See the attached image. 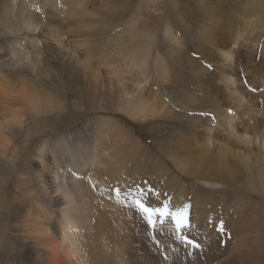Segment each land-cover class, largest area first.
Instances as JSON below:
<instances>
[{"label": "rangeland", "instance_id": "374dc122", "mask_svg": "<svg viewBox=\"0 0 264 264\" xmlns=\"http://www.w3.org/2000/svg\"><path fill=\"white\" fill-rule=\"evenodd\" d=\"M251 3L252 0H86L91 11L89 18L107 24L101 30L103 33L93 37L99 45L106 43L108 36L119 34L124 43L121 47L128 48L130 42L124 32L129 20L139 14L137 22L146 36H140L138 42L144 44L147 62L137 73L149 89L158 88L163 99L142 113L130 109L126 96L117 93L105 77L96 86L88 77L78 74L66 56L44 41L43 31L34 34L41 42L39 60L30 56L33 68L25 60L15 61L11 47L19 43L20 49H28L22 43L27 35L0 28V130L3 131L0 137L11 135L7 154L0 161V264H10V209L14 196L22 190L19 169L25 151L43 138L80 127L82 132L70 140L88 148L81 159L88 164L79 173L80 182L77 178L91 205L86 206L91 211L84 216L85 221L97 216L93 212H100L92 206L96 190L112 192V198L124 208L127 201L123 199L125 202L119 203L118 196L122 188L128 189L127 185V192L135 194L129 202L139 214L153 208L145 203L146 196L143 200L140 197V201L134 191L148 193V197L152 194L156 199L155 192L160 190L164 195L163 212H177L174 207H180L184 216L190 213V208L204 206L223 214L228 207L225 199L248 197L246 200L252 201V206L255 203L264 206V149L260 139L264 129L260 113L264 109V20L261 19L264 9L253 22L254 27L244 33L242 42L233 44L230 63L219 54V46L229 43L230 30L242 21L241 11L252 7ZM18 5L20 0H15L12 6L8 0H0V8L15 11ZM61 26L66 39L80 41L76 24L74 28L71 22ZM171 36L177 38L180 48L173 46ZM83 51L79 50L80 56ZM92 53L95 55L93 49ZM156 64L167 67L169 80L157 75ZM228 74L232 85L224 82ZM233 87L243 98V105L234 103V96L230 95ZM228 107L231 110L225 111ZM228 114L234 115L231 123L227 122ZM13 120L16 122L11 132L7 125ZM203 131L209 132L214 141L208 144V152L201 154L198 147L202 144L199 136ZM244 136L250 137V141ZM128 148L135 149L129 152ZM11 164H14L12 169ZM112 169L116 174H108ZM101 170L104 172L99 176ZM153 177L158 178L160 187L152 183ZM129 196L130 193L126 195ZM28 201L26 197L25 204ZM113 207L108 208L107 214L118 210ZM148 218L144 219L148 223V239L141 241L146 248L142 252L150 254V263L163 264L167 257L185 263L182 257L186 251L175 247L168 249L169 253L161 238L170 233L168 227L175 219L171 215L162 217L165 223L161 222L159 233L155 234L153 216ZM176 219L180 225L179 217ZM131 230L124 227L128 235L133 234ZM224 230L222 224L218 235L210 234L223 250L215 254L216 264H226L231 259L227 247L232 243L222 236ZM175 234H171L173 238ZM187 235L183 239L193 245L196 234ZM114 252L120 254L118 249Z\"/></svg>", "mask_w": 264, "mask_h": 264}, {"label": "bare ground", "instance_id": "6f19581e", "mask_svg": "<svg viewBox=\"0 0 264 264\" xmlns=\"http://www.w3.org/2000/svg\"><path fill=\"white\" fill-rule=\"evenodd\" d=\"M14 2L15 0H8L9 6H12ZM251 4H253L252 7L241 11L242 21L236 23L235 27L230 30L229 43L219 46V54L222 53V57L229 63L233 59V44L242 42L244 33L261 16L260 10L264 9V0H252ZM90 12L87 9L86 0H20V5L15 11L9 7L0 8V28L3 31L11 29L22 31L27 35L22 43L24 42L28 49H20L19 43L11 47L12 57L17 62L21 59L25 60L27 65L29 64L33 68L30 56L39 60L41 42L34 37V34L43 31L45 32L44 41L56 48L58 54L66 56L78 74L88 77L92 81L91 83L96 86L97 82L105 77L117 93L127 97L124 98L127 99L126 104L130 109L142 113L162 103V95L157 90L158 88L149 89L144 84V79L137 73V70L141 72L145 68L147 62L146 53L144 54L145 49L143 51L142 48L144 44L138 42L140 36L145 35L137 22L139 14L129 20L124 33L128 36L130 45L128 48H122L123 39L119 34L108 36L106 43L100 45L96 43L93 37L98 33H103L104 31L101 32V30H104L107 24L101 20L90 19ZM261 19L264 20V14ZM66 22H71L73 28L76 24L75 29L79 30L82 37L80 41L73 42L62 35L61 24ZM145 29L147 30V28ZM171 38L173 46L180 48L181 45L177 38L172 36ZM82 49L85 51L80 56L79 50ZM92 49L95 55L92 53ZM154 67V71L161 79L169 80L170 75L166 66L154 65ZM224 82L234 84L229 74L225 76ZM236 90V87H233L230 95L234 96L232 98L234 103L243 105V98L237 95ZM228 110L231 109L229 107L225 109V111ZM260 113L263 114L261 125L264 128V109ZM226 118L228 123L235 120L234 115L231 114H228ZM15 122L13 120L7 125L11 132L13 131L12 124ZM18 124L20 123L18 122ZM1 132H3L2 130H0V134H3ZM80 132H82L81 127L48 139L43 138L25 151L19 169L21 175L19 182L22 190L20 189L19 195L14 196L15 202L10 209L12 217L8 246L10 264H155V261L150 263V254L147 251L146 253L142 252L146 248L143 247L141 238L148 239L147 232H149L148 223L144 219H149L150 215L154 219L152 232L155 234L159 233L160 225L165 223L162 222V217L170 218L171 215L172 219H175V222H170L168 227L170 233L166 232L167 237L162 236L161 238L167 251L175 247L186 251H183V257L181 256L185 259L183 264H216L214 263L217 258L215 254L223 250L217 242L215 243L210 238V234L213 232L218 235L222 224L225 225L222 236L228 243H232L231 245L226 243L227 246L230 245L227 248L231 253L230 262L234 260L232 264H250L251 261L254 264H264V206L255 202L256 206H252L250 204L252 201L246 200L248 197L246 199H225L228 202V207L225 208L227 211L224 209L223 214L204 206L190 208V213L184 216L180 212L182 210L180 207H174L177 212L172 210L163 212L162 199L164 195L160 190L155 192L158 194L156 199L152 194L148 197V193L142 194L134 191L137 192L136 196L140 201L146 196L145 203L153 208H146L139 214L129 202V199L135 194L127 192L129 190V185H127L128 189L126 187L119 189L118 196L119 203L123 202V199L127 201L124 208L122 204L116 203L112 198V192L96 190L92 206L100 212H93L97 216L85 221L84 216L88 211H91L87 210L86 208L89 207L86 206L91 207V205L79 183L80 177L78 178V176L88 164V161H81L82 154L87 152L88 148L80 147L76 141L70 140V137L75 138ZM9 137L11 135L0 137V161H3L7 154ZM26 137L28 138V136ZM244 138L246 141H250V137L244 136ZM199 139L202 144L198 147V151L201 154L207 153L208 144L212 140L214 141L212 135L203 131ZM260 139L264 149V129L261 131ZM134 149L128 148L127 150L133 152ZM11 162L13 163V161ZM13 166L14 164H11V169ZM110 171L108 174H116L113 169ZM262 171H264V164ZM103 172L101 170L99 176H102ZM151 179L153 184L160 187L161 183L158 178ZM92 181H95V178ZM70 182L72 183L70 184ZM163 183L165 185V182ZM205 184L209 185L207 182ZM128 193L130 196L126 197ZM26 197L30 200L27 204H25ZM242 201L246 202L242 203ZM113 205L118 208L117 212L114 210L113 213L107 214L108 208L113 209ZM177 216L180 219V225L176 224ZM221 218H223L222 223L220 222ZM109 221L114 222V225H110ZM177 225L178 228L175 231ZM124 227L130 230L132 228L133 234H126ZM174 233L176 234L173 235L175 236L173 238L171 234ZM185 234H188V237L196 234L193 245L187 244L185 238L183 239ZM152 239L155 238L152 237ZM190 242L192 241L190 240ZM117 249L120 254H113ZM169 253L171 252L169 251ZM165 261L163 264H179L177 260L170 261L169 257ZM230 262L227 263L230 264Z\"/></svg>", "mask_w": 264, "mask_h": 264}]
</instances>
